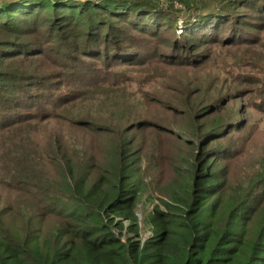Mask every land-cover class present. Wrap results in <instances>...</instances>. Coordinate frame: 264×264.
Segmentation results:
<instances>
[{"label":"trees","instance_id":"1","mask_svg":"<svg viewBox=\"0 0 264 264\" xmlns=\"http://www.w3.org/2000/svg\"><path fill=\"white\" fill-rule=\"evenodd\" d=\"M167 1L0 0V264H264V170L248 187L228 182L229 148L213 143L232 122L199 124L218 112L215 98L182 94L167 107L187 130L151 118L129 127L121 122L129 112L120 120L82 108L71 127L92 144L52 113L76 108L84 81L109 85L102 95H119L128 111L129 86L113 69L182 65L172 51L222 32L229 42L215 43L263 47L249 41L264 25V0ZM72 76L80 88H61L75 85ZM146 194L158 204L143 239Z\"/></svg>","mask_w":264,"mask_h":264},{"label":"rangeland","instance_id":"2","mask_svg":"<svg viewBox=\"0 0 264 264\" xmlns=\"http://www.w3.org/2000/svg\"><path fill=\"white\" fill-rule=\"evenodd\" d=\"M161 3L166 8L171 4L167 0H162ZM175 8L181 9L182 6L176 4ZM181 10H184V8ZM237 12L240 15H245L246 20H259V17L249 9L240 8L237 9ZM181 14H184V12ZM179 25H182V20L179 21ZM179 34H182V30L179 31ZM252 35L250 38L253 40L249 42L258 40L263 45L262 48L253 47L248 45L247 42L244 44L236 43L231 47L215 43L229 42L225 40L226 35L222 32L218 37V41H214V43H199L194 46L190 45L191 47L186 44L187 48L181 45L178 49L172 51L174 57L178 56V58H181L179 61L185 62L182 65L173 64V67L170 68L160 67L151 73L147 72V67L142 65L116 67L112 72H117L116 77L119 81L126 78V84L129 86V90L126 91L124 96L128 98V101H131H129L131 104L130 109L125 112H121L118 108L119 95L109 92L107 95H102L105 88H110L109 85L102 88L98 87L97 84H89V81H84L85 86L80 88L79 85L82 82H76V78L73 76L69 77L75 85H68L70 87L61 85V88L73 90L76 86L79 87L81 94L79 93L80 99L78 100L80 101L76 99L78 101L74 103L76 108L72 107L73 104L62 105L53 109L52 113L55 118L66 120L67 125H63V130L68 134L74 129V127H71L73 125H71L70 120L78 119L77 112L82 108L97 113V116L98 114L105 116L111 114L120 120L124 119L122 116H127L125 114L129 112L127 118H125L126 121H121L126 125L136 120L143 122L151 118L153 121H160L187 130L183 127L185 122L177 117L174 112L169 111L167 107L173 102L179 105L178 99L182 98V94H189L192 98H208V101L215 98L212 101L220 104L217 107L218 112L214 113L212 119L202 121L199 124L207 121L218 122V120H222L224 123L232 122L230 131H224V137L214 142L213 145L224 149L229 148L230 152L222 162L223 171L227 180H229L228 182L235 183L236 186L243 184L248 187L251 182L259 178L264 170V25H262L261 30L256 29ZM188 40L189 38H187ZM148 42L154 43L157 41L151 39ZM193 57L197 59L195 62L199 64L196 65L192 60H188V58ZM97 66L101 70L103 69V65ZM57 72L60 73L59 70ZM97 75L101 77V73H97ZM111 99H116L117 102H113L117 106L114 110L108 102ZM158 99H162L165 106L158 104ZM102 102H106V104H102ZM150 107L154 109L147 113ZM71 112L75 113L71 115ZM49 122L51 121L40 123L38 129L45 132L46 128L48 129L51 126ZM74 132L75 134L70 133L73 138L81 139L87 143L89 141L90 144L94 142L95 137L91 133L89 135L85 134L86 137L83 138L81 136L85 131L74 129ZM129 136L130 138L134 137L137 141L144 138L142 133L137 131H133ZM145 165L146 162L143 163L144 167ZM149 196V194H146L137 211L143 239H147L151 235L147 220L152 214L154 206L158 204L156 200H150Z\"/></svg>","mask_w":264,"mask_h":264}]
</instances>
